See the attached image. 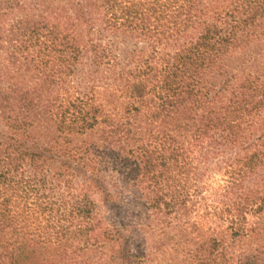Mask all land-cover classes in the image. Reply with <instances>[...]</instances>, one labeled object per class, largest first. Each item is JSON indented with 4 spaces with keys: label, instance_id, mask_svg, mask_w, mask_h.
<instances>
[{
    "label": "trees",
    "instance_id": "16d2710c",
    "mask_svg": "<svg viewBox=\"0 0 264 264\" xmlns=\"http://www.w3.org/2000/svg\"><path fill=\"white\" fill-rule=\"evenodd\" d=\"M10 16L0 264H147L151 223L206 231L177 264H264V0H0V46Z\"/></svg>",
    "mask_w": 264,
    "mask_h": 264
},
{
    "label": "rangeland",
    "instance_id": "374dc122",
    "mask_svg": "<svg viewBox=\"0 0 264 264\" xmlns=\"http://www.w3.org/2000/svg\"><path fill=\"white\" fill-rule=\"evenodd\" d=\"M13 19V16H10L6 20L2 21L1 25L2 32H6L3 34V37H5V44L0 46V74L8 69H15L16 66H19L22 62H29L28 58L33 57L35 51L34 48H30L29 51L22 49L25 47V42L27 43L29 38L26 35H15L16 33H21L17 30V24ZM25 58H27V60H25ZM15 60L18 62L13 67L11 63ZM6 85L7 83L2 82L0 79V87L2 88ZM220 179L221 176L216 175L208 182V184L211 185L212 189H216L220 183ZM93 199L99 202L98 196L95 195ZM209 204L211 206L213 203H208V205ZM214 205L215 204H213V206ZM196 206L199 208V213L191 214L190 221H192V223H199L206 226L207 220L204 217L207 215L201 206ZM98 207L101 208V205L99 204ZM101 213L103 214V211H101ZM148 221L151 223V218H148ZM252 221L253 219H250V222ZM147 223L148 222L144 220L143 224ZM203 232L205 233L206 231L178 237L176 233L171 231L170 227H165L164 224L161 225L151 223V225L147 227L144 232L145 250L150 255L147 264H177V259L180 253L185 249H188L191 245L190 241L198 239ZM226 242L229 253H234L235 251L239 253L245 250V240L232 241L226 237Z\"/></svg>",
    "mask_w": 264,
    "mask_h": 264
}]
</instances>
